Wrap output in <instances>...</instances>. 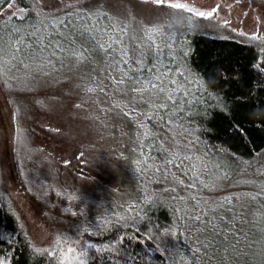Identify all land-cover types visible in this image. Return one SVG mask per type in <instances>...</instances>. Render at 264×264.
I'll return each instance as SVG.
<instances>
[{
	"label": "rangeland",
	"instance_id": "rangeland-1",
	"mask_svg": "<svg viewBox=\"0 0 264 264\" xmlns=\"http://www.w3.org/2000/svg\"><path fill=\"white\" fill-rule=\"evenodd\" d=\"M38 1L48 12L95 6L128 32L122 34L124 42L137 41L140 35L149 38L146 30L151 29H159L150 33L155 42L160 40L156 32L174 33L169 22L188 14L169 8V2L187 3L205 12L217 9L210 19L193 16V23L200 27L190 32L182 29L179 39L186 32H204L257 46L264 42L252 39L264 37V3L257 1ZM12 12H18V7L9 2L0 10V17ZM80 65L62 71H37L24 81L0 73V205H9L35 249L49 254L60 251L61 259L66 252L95 240L115 243L120 238L138 237L149 251L160 252L170 264L166 248L157 240L144 237L137 229H119L140 222L141 215L120 201L136 195L137 187L148 177L147 168L134 165L133 152L128 151L139 148L143 136L141 129H134L146 117L137 104L139 97L130 102L132 97L103 84L105 77L117 78L115 69L99 72L90 81L89 88L96 89L98 80L103 91H82L77 76ZM171 179L179 184L182 173L178 171ZM167 184L166 177L151 186Z\"/></svg>",
	"mask_w": 264,
	"mask_h": 264
},
{
	"label": "trees",
	"instance_id": "trees-1",
	"mask_svg": "<svg viewBox=\"0 0 264 264\" xmlns=\"http://www.w3.org/2000/svg\"><path fill=\"white\" fill-rule=\"evenodd\" d=\"M240 1L264 3V0ZM9 2L18 7V12L6 13L0 17V37L5 36L12 27L28 29L30 35L33 30L29 28L30 23L35 28L40 27L37 23L36 12L41 13L39 19L52 21L67 17L77 8L81 11H87L89 8L78 5L56 12H48L42 5H39L38 0H0V10ZM21 9H24V12H21ZM93 10L103 13L96 7ZM23 15H26L27 19L22 21L20 17ZM109 22L101 18L98 27L107 25ZM111 22L116 23L115 20ZM119 27L122 31L114 38L118 39L119 43L114 45L112 52L105 55L104 50L95 48L89 50L86 58L79 62L82 65L77 68V76H80L78 85L82 91L90 87V81L94 80L99 72L105 73V71L115 69L116 79L121 78V48L134 52L129 63L132 68L138 67L136 63L140 59L138 47L149 41V38L142 36L145 38L144 42L139 43L142 38L140 35L137 41L131 42L127 39L124 42L122 36L128 35V32L120 24ZM156 33L159 34L160 43L152 38L150 41L153 45L152 51L153 53L156 51V45L160 46L162 62L183 74V76L173 74L175 80L182 85L184 76L190 82L203 79L204 70L212 63L224 68L243 67L252 79H257L264 74V42H260L262 46H257L250 42H241L230 37L209 35L204 32H186L183 39L176 40L175 37L169 39V35ZM43 35H47V32ZM26 43H32V41L26 39ZM168 44L172 45L171 50L166 46ZM260 48H263L261 52ZM51 51L50 48L44 50L42 55L45 64L52 59V66L45 67L42 71L34 70L31 74L37 71L41 73L62 71L66 67L74 68L78 64L72 60L66 61L61 66L56 62L60 55L59 52L56 58H52ZM4 59L8 57L5 56ZM24 62L30 63L27 59ZM35 62L40 63L41 61ZM5 67L8 68L5 72L8 79L25 80L27 74L22 63L17 61ZM148 67H151V64ZM124 70L127 71L126 68ZM105 80L107 81H103V84L108 85L109 90H114L113 80L108 77H105ZM188 88L193 93L188 99L193 103L186 107L193 113L206 107V100L208 104L211 103V97L203 95V88L197 92V85L193 83H190ZM98 92L101 91L97 80L95 93L98 94ZM93 96H95L94 93ZM92 98L96 100L95 97ZM258 103L259 101H254V104ZM137 104L146 114L151 112L146 105L140 102ZM158 115L164 117L163 123L158 127H153V123L144 116L145 120L142 124L147 125V135L145 128L134 125V129H141L143 136H141L140 147L128 151L133 152L131 159L134 165L145 168V170L147 168L148 177L146 182L140 183L142 187H137L136 195L131 196L127 201H120L128 203L135 215L136 213L141 215L138 217L141 219L140 222L136 220L129 226L119 229H137L144 237L148 236L157 240L166 248L171 258L170 264H220V251L209 248L205 253L204 247L201 246L205 237L197 231L200 225L194 221L185 220L183 217L192 214L191 211L186 212V210H194L196 214H200V209L194 208L198 201L223 204L225 197H231L230 204H226L225 208L231 207L237 213L236 217L233 219L225 212H221L223 222L216 220L220 228H224L226 232H233L240 240L239 246L243 254L229 258L232 264H264V232L261 231L264 228V211L261 210V206L264 205V156L260 155L264 153V124H261L264 120V104H260L250 113L245 111L239 115L238 119L241 120L246 131L243 138L239 135L230 137L223 133L217 136L201 135L198 130L199 122L196 120L186 122V125H191L189 128L191 135H185L180 131L178 121H174L173 125L169 126L167 125L168 115L164 112ZM218 124L223 127L224 122L218 121ZM208 126L212 127L211 124ZM174 145L186 147L174 148ZM222 150H226L227 154ZM165 151L168 153L179 151V158L173 159L171 155H165ZM234 157L243 163H239ZM178 171L182 173L183 178L179 184L177 180L174 182L171 179ZM166 177L168 178L167 185L160 188L151 186L153 181H160ZM178 185L179 188L176 190ZM244 194L258 195V199L252 200L250 195ZM230 220L232 222L229 228L226 225ZM92 245H94L92 249H86V245H82L74 251H65L67 256L63 259L60 258V251L53 254L44 251L37 253L9 205L6 202L0 205V264H80L81 260H84V264H113V262L122 264L120 253L125 249L136 256L135 264H166L160 252L149 251L138 237L123 238L115 243L95 240ZM96 248L101 251L97 252ZM85 250L89 252L88 257L81 256Z\"/></svg>",
	"mask_w": 264,
	"mask_h": 264
},
{
	"label": "snow or ice",
	"instance_id": "snow-or-ice-1",
	"mask_svg": "<svg viewBox=\"0 0 264 264\" xmlns=\"http://www.w3.org/2000/svg\"><path fill=\"white\" fill-rule=\"evenodd\" d=\"M156 2L163 3V0H156ZM167 6L174 10L185 11L188 14L169 22V27L175 28V33H170L169 39L175 37L176 40L184 34L181 31L182 29L190 32L200 27L199 24L193 23V16L210 19L217 11L216 8L207 12L201 11L183 2H169ZM93 7H89L87 11H81L77 8L67 17L52 21L39 19L41 13L36 12L37 23L40 27L35 28L30 23L29 28L33 29L30 35L28 29L22 30L12 27L5 36L0 37V73H5L8 70L5 65L10 66L13 62L18 61L23 64L27 74L25 79L28 80L32 71H42L45 67L52 66V59H49L47 64L43 63V51L49 48L52 49L50 52L52 58H56L57 52H59L60 55L56 62L61 66L66 61L75 60L79 63L86 58V53L89 50L95 48L104 50L105 55L112 52L114 45L119 43L118 39L114 38L122 29L119 27V22L112 23L111 17L99 11H94ZM21 12H24V9H21ZM93 17H95V20H93ZM101 18L110 22L107 25L98 27ZM20 19L22 21L26 20L27 16L23 15ZM158 30H146L149 33V41H146L141 47L140 59L136 61L138 67L132 68L129 63L134 52L120 49L122 76L120 79L112 78L114 88L120 89L122 95L132 97L130 102H135L136 98L139 97V102L151 109V112L146 114V119L153 123V127H158L163 123L164 117L158 115V113L164 112L168 115L167 125L172 126L174 121H178L180 131L185 135H191L189 131L191 125H186V122L196 120L199 122L198 130L201 135L217 136L223 133L230 137L239 135L243 138L246 131L238 117L242 112L247 111L250 113L260 104H264V95H262L264 94V74L257 79H252L243 67L224 68L212 63L204 70L203 79L190 82L184 76L182 85L172 77L173 74L177 76H183V74L176 71V68H170L169 65L162 62L160 46L156 45V51L154 53L152 51L153 45L150 42L152 39L150 33ZM45 32H47V35H43ZM42 35L43 39H41ZM26 39L31 40L32 43H26ZM252 39L264 41V37L253 36ZM45 41L47 42L45 43ZM166 46L171 50V44ZM5 56L8 59H4ZM25 59L30 63H25ZM37 60L41 62L36 63ZM149 64H151V67H148ZM125 68L127 71L124 70ZM165 81H167V86ZM190 83L197 85V92L203 88V95L211 97V103L208 104L206 100L205 104L207 106L195 113L186 107L193 103L192 100L188 99L193 95L188 88ZM87 90L89 92L96 91L95 88H88ZM100 91H103V89L101 88ZM254 101H259V103L254 104ZM218 121L224 122L223 127L218 124ZM209 124L212 127H209ZM261 124H264V120L261 121ZM141 127L145 128V134L147 135V125L141 124ZM197 140H199V137H197ZM20 143H23V141H20ZM173 147L183 148L186 146L174 145ZM222 151L227 154L226 150ZM165 155H171L173 159H176L179 158L180 152L172 151L168 153L165 151ZM260 155L264 156V153ZM234 159L239 163H243L238 158L234 157ZM244 195H250L252 200L258 199V195L255 194ZM231 199V197H225L223 204L220 202L198 201L194 208H199L200 214H196L194 210H186V212L191 211L192 214L183 217L185 220H191L200 225L197 231L205 237V241L202 242L201 246L204 247L205 253L209 248L220 251V264H232L229 257H239L243 254L240 250L239 238L233 232H226L224 228H220L216 223L217 219L223 222V218L220 216L221 212H225L233 219L236 217L237 213L231 207L225 208L226 204H230ZM261 210L264 211V205L261 206ZM231 222L230 220L226 227L230 228ZM261 231L264 232V228ZM93 247L92 244L86 245V249H92ZM35 251L39 253L43 250L37 248ZM96 251L100 252L101 249L96 248ZM88 255L87 250L81 253L83 257H88ZM135 261L136 256L126 249L120 253L122 264H135ZM80 264H84V260H81ZM113 264H119V262H113Z\"/></svg>",
	"mask_w": 264,
	"mask_h": 264
}]
</instances>
